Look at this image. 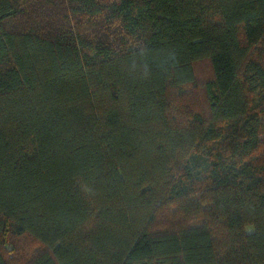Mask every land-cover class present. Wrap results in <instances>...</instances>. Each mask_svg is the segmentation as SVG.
Here are the masks:
<instances>
[{"label": "trees", "instance_id": "1", "mask_svg": "<svg viewBox=\"0 0 264 264\" xmlns=\"http://www.w3.org/2000/svg\"><path fill=\"white\" fill-rule=\"evenodd\" d=\"M0 264H264V0H0Z\"/></svg>", "mask_w": 264, "mask_h": 264}, {"label": "rangeland", "instance_id": "2", "mask_svg": "<svg viewBox=\"0 0 264 264\" xmlns=\"http://www.w3.org/2000/svg\"><path fill=\"white\" fill-rule=\"evenodd\" d=\"M210 77V66L207 62H202L196 66V82L201 84L203 81L207 80ZM247 232H250V227L246 229Z\"/></svg>", "mask_w": 264, "mask_h": 264}]
</instances>
